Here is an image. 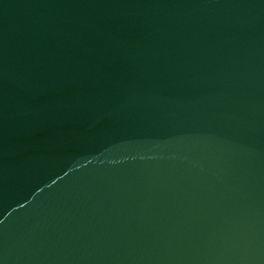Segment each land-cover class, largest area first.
<instances>
[{"label": "water", "instance_id": "obj_1", "mask_svg": "<svg viewBox=\"0 0 264 264\" xmlns=\"http://www.w3.org/2000/svg\"><path fill=\"white\" fill-rule=\"evenodd\" d=\"M0 264H264V0H0Z\"/></svg>", "mask_w": 264, "mask_h": 264}]
</instances>
